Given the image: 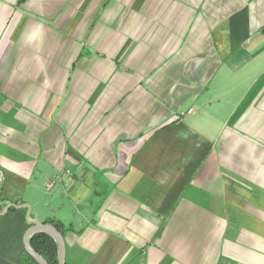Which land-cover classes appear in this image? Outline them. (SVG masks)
<instances>
[{"label":"crops","instance_id":"0c3cea01","mask_svg":"<svg viewBox=\"0 0 264 264\" xmlns=\"http://www.w3.org/2000/svg\"><path fill=\"white\" fill-rule=\"evenodd\" d=\"M0 178V264H264V0H0Z\"/></svg>","mask_w":264,"mask_h":264},{"label":"water","instance_id":"95a60500","mask_svg":"<svg viewBox=\"0 0 264 264\" xmlns=\"http://www.w3.org/2000/svg\"><path fill=\"white\" fill-rule=\"evenodd\" d=\"M36 232H42L49 235L56 243L57 247V262L58 264H65V245L62 234L51 224L33 221L27 229L23 237L24 250L38 263L47 264L46 260L37 253L31 245V236Z\"/></svg>","mask_w":264,"mask_h":264},{"label":"trees","instance_id":"16d2710c","mask_svg":"<svg viewBox=\"0 0 264 264\" xmlns=\"http://www.w3.org/2000/svg\"><path fill=\"white\" fill-rule=\"evenodd\" d=\"M52 225L63 235L70 231L69 226H64L58 222H52ZM31 245L47 262V264H58L57 247L55 241L47 234L36 232L31 236ZM23 264H38L24 249L22 250Z\"/></svg>","mask_w":264,"mask_h":264},{"label":"built area","instance_id":"2783aa9c","mask_svg":"<svg viewBox=\"0 0 264 264\" xmlns=\"http://www.w3.org/2000/svg\"><path fill=\"white\" fill-rule=\"evenodd\" d=\"M192 112H193V109H188L186 111L187 114H191ZM0 181H1V178H0ZM49 187H50V184H47V189H49Z\"/></svg>","mask_w":264,"mask_h":264}]
</instances>
